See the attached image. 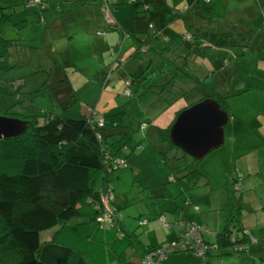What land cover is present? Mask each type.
Returning a JSON list of instances; mask_svg holds the SVG:
<instances>
[{"label":"rangeland","instance_id":"374dc122","mask_svg":"<svg viewBox=\"0 0 264 264\" xmlns=\"http://www.w3.org/2000/svg\"><path fill=\"white\" fill-rule=\"evenodd\" d=\"M13 1L16 4L10 5L13 7L12 13L0 25V36L17 39L21 44H13L9 48L12 67L0 70L2 103L11 106L10 112L22 115L65 111L67 114L80 113L87 117H91L92 112L94 117L104 116L105 128L122 134V140L117 144L120 147L118 152L128 159V167L114 173L115 176L122 173L124 177L118 181L119 187L116 184L117 213L124 215L129 229L137 234L142 233L143 227L138 224L140 217L147 219L161 214V211H167L172 198L180 202L185 195L183 182L180 179L170 181L166 164L159 157L158 150L163 148V144L157 139L155 126L170 123L185 102L193 101L199 95L192 98L194 92L190 91L164 99L154 90L140 91L136 86L131 87V95L126 93L129 71H136L134 67L146 54L141 51L137 56H130L138 41L126 35L125 31L137 32V37H143L152 30L144 20V16H149V13L141 6L133 5V0H109V3L87 0L85 5L79 7L72 6V0H41L47 8L40 7L42 3L35 7L28 5L27 0ZM161 1L163 5L157 9L164 11L168 7L177 8L174 13L168 14L169 18L164 23L167 28L181 31L187 21H197L191 13L184 12L195 0ZM255 1L264 6V0ZM230 2L234 6L240 5ZM105 4L119 22L118 30L108 28L101 10ZM161 22L157 19L154 23H157V27L162 25ZM219 29L220 33L208 28L196 29V39L199 44L197 49L207 57L206 65L224 67L222 73L231 72V75H227L232 77L231 87L216 77L220 85L217 86L218 91L225 93L223 91L227 88L235 91L251 81L253 77L249 73L263 74L261 70H255L254 66L258 59L264 60V24L261 27L257 22L249 23L242 19L236 26L228 22L224 25L220 23ZM167 33L170 35V31ZM161 41V37L154 38L151 46ZM172 51L169 58L175 56ZM157 59L160 57L157 56ZM160 63L156 61L150 63L149 67L145 66L146 63L143 66L152 70ZM156 72L152 79L160 77V73ZM19 78H23L24 82ZM215 81V78H208L207 84L216 85ZM62 89L66 91L59 94ZM201 91L206 92V87L203 86ZM178 96L182 99L175 100ZM239 101L237 95L226 98L231 109L230 102ZM243 108V105L236 104L234 111L237 113ZM227 127L224 129L225 134ZM176 154L182 161L183 157L188 156L177 148L170 152V156ZM187 160L193 161L192 157ZM125 173L128 174L126 179ZM181 204L184 207L186 201ZM190 206L193 208V204ZM153 218L160 225L163 224L158 217ZM166 219V222L170 220L167 216ZM51 232H44L42 238L49 237ZM114 232L111 231L112 236ZM88 240L96 244L92 238ZM105 251L107 263L118 264L117 258L109 254L108 244ZM191 257L183 252L171 253L162 264H199L198 259Z\"/></svg>","mask_w":264,"mask_h":264},{"label":"trees","instance_id":"16d2710c","mask_svg":"<svg viewBox=\"0 0 264 264\" xmlns=\"http://www.w3.org/2000/svg\"><path fill=\"white\" fill-rule=\"evenodd\" d=\"M86 1L73 0L71 5L79 7L85 5ZM102 1L109 3V0ZM133 5L141 6L149 13V16H144V20L152 30L143 37H137V32L125 31L126 35L138 41L130 56H137L141 51L146 54L134 67L136 71H129L126 93L131 95V87L136 86L140 91L154 90L164 99L190 91L199 95L197 99L186 102L167 127L155 126L157 139L163 144V148L158 150L159 157L166 164L170 181L180 179L191 186L196 185L204 178L198 167L199 160L185 151L193 161H188V156L183 157V161L177 154L170 156L175 148H181L172 143L169 130L182 109L207 97L215 98L230 115L226 98L239 92L229 90L221 93L217 85L209 86V74L201 76L197 73L191 58L194 53L204 57L197 49L199 44L196 39V24L211 23L220 16L211 0H195L184 12L191 13L197 21L189 20L186 27L176 31L167 28L164 23L169 18L168 14L174 13L177 8L168 7L164 11L157 9L163 5L161 0H133ZM101 10L108 28L118 30L119 22L108 5H102ZM11 13V8L0 7V25ZM157 19L162 20L161 26L156 27L157 23L154 22ZM160 37L163 38L162 43L151 46L153 39ZM13 44L21 43L17 39L0 36V70L12 67L9 48ZM171 51L175 56L169 58ZM156 61L161 62L156 69H147L150 63ZM145 63L146 68L143 66ZM155 71L160 73L157 80L152 79ZM213 78L217 80L216 77ZM19 80L24 82L23 78ZM203 86L206 87V92L200 93ZM65 91L66 89H62L59 94ZM10 108L0 99V114L26 119L28 126L18 136L0 140V264H104L107 244L109 254L117 258L118 264H129L126 249L130 246L140 249L138 235L126 231L120 220L113 223L98 220L103 215V209L99 207L101 198L111 190L110 183L115 177L114 173L127 167L113 168L114 160L123 158L126 161L118 152L120 147L117 144L121 142L122 134L105 128L104 116H101L103 123L100 125L98 117L92 116L94 112L91 117L80 113L67 114L65 111L22 115L10 112ZM171 159L174 161L171 162ZM237 180L238 177L234 182L237 183ZM236 191L235 189L234 194ZM239 211L240 208H236L232 219L239 218ZM159 218L164 224H171L166 222L164 215ZM47 230L52 231L51 235L42 238ZM112 230L115 231L114 236L111 235ZM240 231V234L230 230L217 232V246L227 249L226 252L231 254L250 253L252 244L248 231L245 228ZM232 236L235 241H232ZM88 238H92L96 244L93 245ZM161 245L143 246L140 252L142 264L145 254Z\"/></svg>","mask_w":264,"mask_h":264},{"label":"crops","instance_id":"0c3cea01","mask_svg":"<svg viewBox=\"0 0 264 264\" xmlns=\"http://www.w3.org/2000/svg\"><path fill=\"white\" fill-rule=\"evenodd\" d=\"M211 1L217 14L223 20L219 18L217 21L211 23L196 24L195 30L199 28L207 30L208 28V30L220 33V23L224 25L228 22L236 26L242 19L249 23L258 22L263 27L264 6L262 3L258 4L255 0ZM230 1L240 5L234 6ZM41 3L42 1L40 0L32 6L39 7ZM14 4L16 3L13 0H0V7L10 8ZM40 7L47 8L45 3H42ZM191 58L194 61V69L198 70L197 73L201 76L209 74L207 78L218 77L220 78L219 81L222 79V82H225L223 84L232 86V77L227 76L231 75V72L222 73L224 67L206 65V55L203 57L197 56L194 53L191 55ZM258 60L254 69L261 70L263 74L257 72L256 74L249 73L253 77L251 81L235 90V92H239L237 96L240 101L237 103L230 102L229 105L232 109L227 104L230 119L228 121L229 126H225L227 128L223 145L216 148L219 150H212L208 154L209 156L206 155L198 163V167L204 175L202 181L191 186L186 181L181 180L185 192L183 200L179 202L178 199L174 200L172 198L168 202L170 205L167 211L163 210L161 214L157 213L147 219L140 217L138 224H141L143 227L142 233L139 232L137 234L133 229H129L127 225L128 221H125L122 214L119 222L122 223L123 228L128 232L133 230L132 233L137 234L141 241L139 243L140 249L132 246L126 249L129 264H142L140 252L143 246L148 247L168 243L183 237L186 233V222L199 225L202 228V238L214 245L219 243L218 236L216 235L217 232L224 233L230 230L240 234L241 228H245L251 240L252 251L242 255L238 254V256L226 252L227 249L225 248L216 246L210 249V252L206 256H197L189 251L173 250L167 257L171 253L183 252L192 256L191 258L198 259L199 264H264V60ZM216 69L217 73H215ZM186 84L188 83L186 82ZM215 84L220 86L217 84V80ZM229 90L227 88L225 91ZM195 95L192 98H195ZM180 98L177 97L175 100H181L182 98ZM236 104L243 105L244 107L237 113L234 111ZM238 113L241 114L237 115ZM173 119L174 117H172L170 123ZM170 123L168 122V124L159 127H167ZM126 161L128 167V159ZM127 176L128 174L125 173V179ZM238 176H240V179L238 178L239 180H237V182L239 181V188L237 189L234 180ZM115 177L110 183L111 190L115 196L111 205L115 206L117 212L119 206L117 204L118 194L116 192V184L124 177H122V173H118ZM117 186L119 187V183ZM235 189L237 190L236 194H234ZM185 201L186 204L182 207L181 203ZM191 204H193V208L190 206ZM236 208H240V211L238 214L239 218L237 217L235 220L232 219V216ZM162 214L170 219L168 220L171 223L168 224L169 226H166L164 223L160 225L153 218H159ZM49 231L51 230H47L46 233ZM104 264H108L106 259H104Z\"/></svg>","mask_w":264,"mask_h":264},{"label":"water","instance_id":"95a60500","mask_svg":"<svg viewBox=\"0 0 264 264\" xmlns=\"http://www.w3.org/2000/svg\"><path fill=\"white\" fill-rule=\"evenodd\" d=\"M229 113L213 97L204 98L175 117L169 134L174 145L201 160L223 145ZM28 120L0 114V140L16 137L27 129Z\"/></svg>","mask_w":264,"mask_h":264},{"label":"built area","instance_id":"2783aa9c","mask_svg":"<svg viewBox=\"0 0 264 264\" xmlns=\"http://www.w3.org/2000/svg\"><path fill=\"white\" fill-rule=\"evenodd\" d=\"M40 0H27L28 5H34L35 3L39 2ZM110 16L108 15V19L110 20ZM98 123L101 125L103 123V118L98 117ZM127 166L125 159L118 158L114 160L113 168L119 169L121 167ZM240 176H238L239 178ZM240 179V178H239ZM239 181L235 183L236 188H239ZM115 196L113 192L107 191L101 198L99 207L103 209V215H100L98 220L99 221H108L113 223L114 221L117 222L122 218V215L116 212V208L111 203L114 201ZM161 220L165 223V219L161 216ZM186 226V233L183 237L179 238L176 241H171L165 244H162L160 247L153 248L149 250L144 257V264H161L163 260L167 257V255L174 249H180L183 251H189L197 256H204L208 253L210 249L216 247L212 243L206 242L202 236L201 231L202 228L197 225L196 223H185ZM214 233V232H213ZM216 234V233H214ZM232 241H235V237H231Z\"/></svg>","mask_w":264,"mask_h":264}]
</instances>
